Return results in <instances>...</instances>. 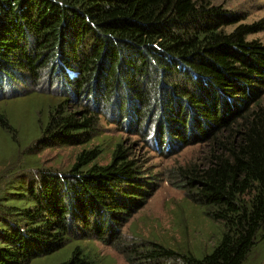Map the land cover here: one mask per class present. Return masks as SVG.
<instances>
[{"label":"trees","instance_id":"obj_1","mask_svg":"<svg viewBox=\"0 0 264 264\" xmlns=\"http://www.w3.org/2000/svg\"><path fill=\"white\" fill-rule=\"evenodd\" d=\"M263 30L264 19L242 22L210 0H0V94L47 73L73 97L51 101L37 143H86L92 106L115 105L133 129L150 122L162 151L205 147L177 169V186L224 227L202 257L126 244L122 227L152 183L119 141L107 164L94 162L100 148L82 149L67 170L39 169L26 193H12L30 203L0 208V264H28L71 237L95 238L130 264H250L264 243V43L249 36ZM0 126L14 131L2 112ZM62 264L95 261L77 247Z\"/></svg>","mask_w":264,"mask_h":264},{"label":"rangeland","instance_id":"obj_2","mask_svg":"<svg viewBox=\"0 0 264 264\" xmlns=\"http://www.w3.org/2000/svg\"><path fill=\"white\" fill-rule=\"evenodd\" d=\"M210 1L237 14L242 22L264 19V0ZM249 38L264 43V30ZM65 97L73 102L71 94L50 80L47 73H43L38 81L26 79L0 94V112L14 128L10 133L0 126V208L3 204H29V199L12 193H26L29 180L35 183L39 169L67 170L82 149L93 147L101 149L94 162L107 164L115 144L120 141L125 147L131 146L134 159L152 183L145 188L147 197L142 207L122 227V240L130 246L136 243L139 250L149 242H157L177 251H191L197 257L211 252L224 231L222 223L207 216L206 206L187 199L184 190L177 186L180 181L177 169L200 162L204 158L205 147L195 144L180 150L174 146L170 151H162L153 140V125L149 127L150 122L143 129H133V125L129 127L133 121L130 119L128 123L127 119L120 117L117 106L103 104L91 105L96 107L93 110L98 115V122L88 142L76 146L44 147L37 141L41 126L48 120L50 103ZM77 247L95 264H130L112 246L95 238L77 237L69 238L60 249L34 258L28 264H62ZM263 255L264 243L252 254L250 264H255L254 261L263 258ZM134 264L178 263L148 262L136 257Z\"/></svg>","mask_w":264,"mask_h":264}]
</instances>
